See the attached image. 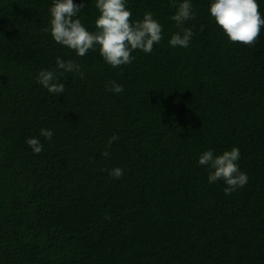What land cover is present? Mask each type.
Segmentation results:
<instances>
[{
  "label": "trees",
  "instance_id": "trees-1",
  "mask_svg": "<svg viewBox=\"0 0 264 264\" xmlns=\"http://www.w3.org/2000/svg\"><path fill=\"white\" fill-rule=\"evenodd\" d=\"M211 2L191 0L182 48L169 45L170 0H127L131 20L151 12L164 38L113 68L41 30L52 0H0V264H264V28L253 47L230 43ZM95 3L77 17L89 31ZM57 57L85 73H65L61 95L37 83ZM233 147L248 183L225 195L198 160Z\"/></svg>",
  "mask_w": 264,
  "mask_h": 264
},
{
  "label": "clouds",
  "instance_id": "clouds-1",
  "mask_svg": "<svg viewBox=\"0 0 264 264\" xmlns=\"http://www.w3.org/2000/svg\"><path fill=\"white\" fill-rule=\"evenodd\" d=\"M86 6V0L77 4L74 0H52L50 24L41 30L50 33L52 39L59 45L74 51L78 57H84L91 51H98L104 62L113 68L129 65L135 57L132 53L136 50L150 54L155 45L163 40V26L153 17L151 12H146L142 20L132 21V13L127 7V0H96L95 7L99 12L95 20V30L89 31L78 17V13ZM170 7L175 8L171 20L178 29L170 40L171 47L187 48L194 36L191 28L184 27L185 22L195 19L191 0H170ZM209 13L218 28L228 37L230 43H239L246 47H253L258 40L261 29L264 28V17L259 11L257 0H212ZM201 26V31H203ZM55 70H41L37 76V83L42 85L51 94L61 95L65 91L61 77L65 73H73L81 80L85 73L79 63L69 59L57 57ZM106 91L121 93L123 86L115 81L106 85ZM40 135L49 142L54 133L48 129H41ZM118 137L113 136L108 141L104 157H109L108 149ZM26 144L35 154L43 151V145L37 138L26 139ZM240 150L233 147L220 155H214L213 150L201 154L199 165L209 169L208 182L223 181L226 187L225 195L244 187L248 183V176L240 170L238 161ZM123 169L117 167L109 175L115 179L123 176ZM105 219H111L106 213Z\"/></svg>",
  "mask_w": 264,
  "mask_h": 264
}]
</instances>
